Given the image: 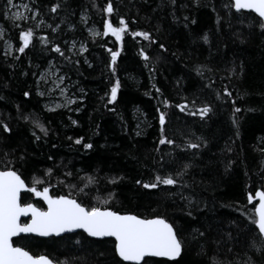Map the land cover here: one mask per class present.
I'll use <instances>...</instances> for the list:
<instances>
[{"label":"trees","instance_id":"trees-1","mask_svg":"<svg viewBox=\"0 0 264 264\" xmlns=\"http://www.w3.org/2000/svg\"><path fill=\"white\" fill-rule=\"evenodd\" d=\"M25 1L35 19L17 27L7 19L8 0H0V170L18 171L28 186L42 179L46 183L35 185L38 190L49 186L54 197L86 207L166 219L183 241L181 256L146 258L148 264H246L249 258L264 264L249 246L258 230L252 223L255 204L248 199L264 190L259 19L235 11L230 0ZM107 3L112 14L104 11ZM120 19L129 32L118 43L102 32L106 22L119 27ZM90 28L100 35L89 34ZM21 30L33 31L24 53L18 52ZM135 31L148 32L156 43L133 37ZM7 40L12 54L4 51ZM55 46L65 55L52 51ZM109 49L120 53L114 66ZM52 71L74 87L77 102L69 108L50 109L39 93L40 77ZM117 81V98L109 103ZM183 104L188 108L182 112ZM205 106L211 111L202 118L198 109ZM161 138L174 143L161 145ZM88 143L91 149L84 147ZM157 175L177 183L154 189L137 183L155 182ZM21 200L44 209L31 193ZM114 244L81 232L14 240V246L58 264H117Z\"/></svg>","mask_w":264,"mask_h":264},{"label":"snow or ice","instance_id":"snow-or-ice-1","mask_svg":"<svg viewBox=\"0 0 264 264\" xmlns=\"http://www.w3.org/2000/svg\"><path fill=\"white\" fill-rule=\"evenodd\" d=\"M8 5L11 7L16 6L13 0H8ZM232 6L237 12L249 10L255 13L259 18L260 29L264 31V0H233ZM24 7L26 11H31L27 5H24ZM59 7V4L53 6L51 12H57ZM104 11L112 14L114 11L112 4L107 3ZM30 18L35 19L34 16L26 17L21 13H14L13 16L9 17L13 21L28 20ZM119 25V27H114L111 22H106L103 35L107 36L111 33L117 42H122L124 34L129 32V28L124 19L119 20ZM52 30L56 31L55 28ZM130 34L133 37H143L144 40L150 43H156L148 32L135 31ZM2 35V31H0V36ZM93 35H100V33H93ZM32 36V30H21L20 40L23 42V46L18 49L20 53H24L25 49L29 47ZM205 39L207 38L205 37ZM44 42L47 43L48 41L45 39ZM159 47L166 51L163 44H160ZM52 51L61 56L65 55L59 46L53 47ZM82 51H87V49L82 48ZM109 52L111 53V63L114 66L120 53L112 49H109ZM141 56L145 61L150 59L149 55L143 51H141ZM112 71L115 74V67H113ZM196 71L202 75L200 69H196ZM59 79L63 82L64 77L61 76ZM119 86V81H117L115 86L111 88L109 103L116 100ZM224 94L231 97V92L227 91V89H225ZM27 95L28 93H25V96ZM70 103H74V101H70ZM165 105L167 106L166 101ZM178 107L183 112L188 108V105L183 104ZM210 111L211 108L207 106L198 109L202 118ZM234 111L240 112L241 109L236 107ZM188 114L195 115L196 112H189ZM159 123L163 132V127L166 124V115L164 113L159 115ZM3 130L5 132L11 131L7 125L4 126ZM41 131L47 135V130L42 126ZM75 143L81 144L82 140L77 139ZM159 143L161 145H171L174 142L170 139L161 138ZM84 147L91 149L93 145L88 143L84 144ZM187 147L196 149L199 145L189 143ZM187 167L185 165V171ZM183 174V172L179 173L181 176ZM47 175L51 177L52 171L49 170ZM65 175L70 176L71 173H65ZM110 182L116 183L115 180ZM45 183L42 179L33 178V186H28L18 171L7 167L4 170H0V264H58V262L44 255L35 257L28 250H25L23 246H14L13 238L20 237L21 234H35L40 237L60 236L62 233L73 232L77 229H82L89 237L114 238L115 255L119 257L117 264H120V262H123V264H148L145 260L146 257H166L169 260H176L181 256L183 241L178 237L174 226L166 219L159 217L154 219L139 218L136 215H122L106 208L86 207L76 199L63 195L54 197L50 194L49 186H44L42 190H38L35 186ZM137 183L142 184L146 189H154L160 184L175 186L177 180L171 176L164 178L157 175L155 182L145 183L138 180ZM22 192L33 193L36 197H39L47 205L46 210L31 203H22ZM256 196L259 199V205L255 209L252 223L258 228V235L252 238L249 246L264 259V191L256 193ZM248 199L249 202H252L251 196ZM103 203L108 204L109 201L105 200ZM22 217H30V223H22ZM246 264H258V262L249 258Z\"/></svg>","mask_w":264,"mask_h":264},{"label":"rangeland","instance_id":"rangeland-1","mask_svg":"<svg viewBox=\"0 0 264 264\" xmlns=\"http://www.w3.org/2000/svg\"><path fill=\"white\" fill-rule=\"evenodd\" d=\"M13 3L16 5L15 7L7 6V19L9 17L13 16L14 13H21L23 16L30 17L29 14H33L30 5L25 0H13ZM24 5L28 6V9L31 11H26ZM32 17V16H31ZM31 19V18H30ZM13 24L17 25V23L21 24L22 22H27L28 20H20V21H13L12 19H9ZM33 21V19H31ZM39 25V23L37 24ZM88 30L89 34L93 33H99V31L95 28L86 29ZM105 29L103 30V32ZM102 32V35H103ZM111 35V33H109ZM112 36V35H111ZM114 37V36H113ZM115 39V37H114ZM120 43V42H118ZM4 51H6L7 54H12L13 49L11 44H9L8 40L5 44ZM19 52V51H18ZM20 53V52H19ZM60 74L59 72H54L48 74L47 76L43 74L39 79V87L40 92L42 96L46 98L47 106L48 108L52 109H58V108H69L71 105L77 102L76 93H74V87L67 83L65 78L63 82L60 81ZM70 101H74V103H70Z\"/></svg>","mask_w":264,"mask_h":264},{"label":"water","instance_id":"water-1","mask_svg":"<svg viewBox=\"0 0 264 264\" xmlns=\"http://www.w3.org/2000/svg\"><path fill=\"white\" fill-rule=\"evenodd\" d=\"M232 3H233V0H230ZM234 10H235V8H234ZM236 11V10H235ZM240 12H247V13H251V14H253L255 17H257L258 18V16L255 14V13H253V12H250L249 10H241ZM259 19V18H258ZM264 191V190H263ZM258 192H260V191H257L256 193H258ZM26 192H22L21 193V197H22V195L23 194H25ZM256 193L253 195V196H251L252 197V202H250V203H255L256 205H255V209H256V207H258V205H259V199H258V197L256 196ZM32 195L35 197V199H39V200H41L39 197H36L33 193H32ZM42 201V200H41ZM43 202V201H42ZM43 205H44V210H46V208H47V205L43 202ZM255 209H254V212H255ZM21 222L23 223V222H29L30 223V217H22L21 218ZM257 230H258V228H257ZM78 232H81V233H84L87 237H89L88 235H87V233H85L82 229H77V230H75V231H73V232H66V233H62L60 236H55V235H53V236H49V237H40V236H36L35 234H21V236H31V237H35V238H42V239H46V238H50V237H54V238H58V237H61V236H64V235H69V234H74V233H78ZM20 236V237H21ZM17 238H19V237H14L13 238V241L15 240V239H17ZM89 238H91V239H95V240H103V239H108V240H112V241H114V238H110V237H105V238H103V239H101V238H95V237H89ZM114 243H115V241H114ZM119 258V257H118ZM146 258H160V259H165V260H169L168 258H166V257H146ZM145 258V259H146Z\"/></svg>","mask_w":264,"mask_h":264}]
</instances>
